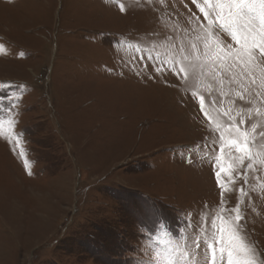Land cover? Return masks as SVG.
Here are the masks:
<instances>
[{
	"label": "rangeland",
	"instance_id": "rangeland-1",
	"mask_svg": "<svg viewBox=\"0 0 264 264\" xmlns=\"http://www.w3.org/2000/svg\"><path fill=\"white\" fill-rule=\"evenodd\" d=\"M231 2L0 0V264H264V63H234Z\"/></svg>",
	"mask_w": 264,
	"mask_h": 264
},
{
	"label": "snow or ice",
	"instance_id": "snow-or-ice-1",
	"mask_svg": "<svg viewBox=\"0 0 264 264\" xmlns=\"http://www.w3.org/2000/svg\"><path fill=\"white\" fill-rule=\"evenodd\" d=\"M191 3L193 6H195L201 14H203L205 20H208L209 18V11H208V0H205L204 6H201L197 0H191ZM218 7L220 11L217 13L218 16L221 17V19H225V24H220L218 28L220 30L225 29L226 27L231 29V39L236 41L239 44V49L235 52V60L234 63H238L239 61L244 60L245 57L248 58V60H256L260 63H264V0H259V4L255 2H248V0H232L231 3H228L226 5L228 15L225 18L224 17V8L225 5L218 4L215 5L214 8ZM120 11L124 12L125 9L123 5L120 6ZM258 19L259 21V31L257 35L260 37L259 42L253 38L250 42L249 35L250 31H245L243 34L241 33L240 29V23L243 22V28L245 30H250L251 26L253 24V20ZM212 29V23L210 22L208 25V31L206 33L207 35H210ZM219 39V37H218ZM205 47H207V43L205 44ZM229 49H231V45L228 46ZM229 59L232 58L230 55L228 57ZM254 83V82H253ZM240 99H243V96H240ZM201 111H203V101H201ZM241 124H244L245 121L241 120ZM232 143L236 144L238 151H245L246 149L241 147V145L233 141ZM23 155V153H21ZM242 162V161H241ZM28 164L27 161H25V168H27ZM249 167L251 165L249 164ZM224 171L223 168H221L220 171L216 172V180L217 185L223 189L224 185L221 183V173ZM223 197V191L221 193ZM237 221L241 220L242 217L239 215L236 217ZM196 247H200V242L197 241ZM209 248H211V245H209ZM229 257H231V253H229ZM229 264H232L231 259L229 260ZM246 264H253L252 261H247Z\"/></svg>",
	"mask_w": 264,
	"mask_h": 264
}]
</instances>
